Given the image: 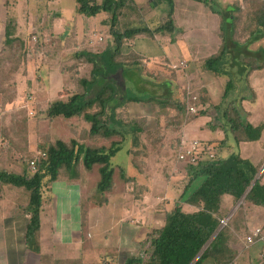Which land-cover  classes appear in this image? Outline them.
Here are the masks:
<instances>
[{
  "label": "trees",
  "instance_id": "obj_1",
  "mask_svg": "<svg viewBox=\"0 0 264 264\" xmlns=\"http://www.w3.org/2000/svg\"><path fill=\"white\" fill-rule=\"evenodd\" d=\"M57 1V0H48ZM77 4V13L85 18H93L100 13L109 16L110 45L101 55L104 57L107 76H111V81L102 90L89 97L102 68L97 67V62L92 58L96 54L81 52L78 57L85 56L87 61L93 64L91 79L83 78L79 80L80 87L74 84V76H70L65 82L64 90L60 93V99L48 104L43 113L50 120L62 117L66 120L80 118L84 120L89 128L85 133V140L71 139L65 141L58 138L41 151L44 157H39L36 164V171L30 168L31 159L28 158L26 170L22 173L9 172L5 169L0 171V185H11L25 190L28 194V203L23 211L28 215L29 222L26 231V241L28 248L41 256V264H84L82 259H55L51 255L41 254L40 233L41 215L45 206L46 194L51 185L64 178L80 179L83 169L98 174L96 189L99 194L106 195L113 193L116 188V176L121 180L130 183L134 178H129L125 168L119 166V170L113 166L112 159L122 150V144L131 138L135 140L136 134H144L149 138L154 135V130H147L144 119L123 121L117 118L116 110L118 106L133 102H149L151 104L165 105L176 110L172 117H168L166 129L182 126L187 123L188 107L192 104V98L174 99L171 96L167 82L159 83L163 95H148L147 97L131 96L124 98L127 91V79L125 74H135L133 68L139 66L137 61H132L128 57H139L137 54H124L123 47L130 43L138 35H149L154 37L159 34H173L176 31V23L173 18V11L155 29L149 28L142 22V17L133 5V0H74ZM210 9L219 14L221 22L222 45L220 51L204 61V65L215 72L230 74L224 70L230 56V48L246 46L233 41L230 36V29L235 32L237 22L235 14L239 11L234 3V13L224 14L217 10L208 0H202ZM240 7H242L241 3ZM133 5V6H132ZM264 9V5H263ZM129 11V13H128ZM236 12V13H235ZM232 17V18H231ZM135 18V22L133 21ZM231 19V20H230ZM139 24V25H137ZM17 28L15 22L6 24V45H13L18 39L15 38ZM251 38H264V10L260 18L255 21V30L249 34ZM247 43V41H246ZM22 48L24 43L20 42ZM233 44L234 46H230ZM24 47H26L24 45ZM16 48V46H15ZM23 55L28 53L25 48ZM243 49L239 54L250 69L264 66V50L262 55ZM257 55V56H256ZM256 56V57H255ZM10 56L4 59H8ZM124 57H127L126 60ZM260 60L262 61H259ZM257 61L263 64H258ZM116 75H122L125 80V94L120 97L114 105L116 96L119 93ZM138 75V76H137ZM134 76L140 77L141 74ZM231 75V74H230ZM234 82L231 80L226 86L224 100L233 89ZM88 96V97H87ZM237 100H233L224 105L213 106L220 116L227 122L228 129L237 144L241 142L259 141L262 137L264 124L254 126L250 124L245 115L240 114L236 106ZM198 107L202 103L195 102ZM205 106V105H204ZM203 107L200 113H207ZM24 127L26 120H22ZM222 126H224L222 124ZM156 127V126H155ZM158 129V128H156ZM115 137L118 141H112L110 145L99 144L98 140H111ZM226 139L221 141H208L204 143L205 152L200 154L195 162H185L184 177L181 180L183 192L179 199L175 201L170 211H165V223L159 229L149 232L143 242V251L136 256L128 257L123 264H233L235 252L231 246L233 234L231 224L228 220L225 226L222 221L229 218L230 208L239 201L245 200L249 203L264 206V185L257 178L262 163L255 165L250 160L242 158L238 152L231 153L228 157H221L220 153L228 147ZM216 150L214 158L207 156V151ZM133 151V150H132ZM132 154L128 150V154ZM136 153V152H135ZM143 154V151H139ZM134 162V161H133ZM144 162H142L143 164ZM136 168L135 162L132 163ZM141 166V165H140ZM143 166V165H142ZM199 185H195L199 182ZM191 206L195 210L190 212L185 206Z\"/></svg>",
  "mask_w": 264,
  "mask_h": 264
},
{
  "label": "crops",
  "instance_id": "obj_2",
  "mask_svg": "<svg viewBox=\"0 0 264 264\" xmlns=\"http://www.w3.org/2000/svg\"><path fill=\"white\" fill-rule=\"evenodd\" d=\"M98 1L100 3L102 2V0ZM145 1L146 0H142V3L138 4L137 6L134 5V8L138 10V12L141 10V17L143 18L142 22L150 28L147 19L146 17L144 18V16L145 14L147 15V12H149L153 8L154 10L160 8V5L159 2H156L155 0H147L149 3ZM11 2L12 0H0V143L4 144V146L0 147V171L5 169L9 172L22 173L26 170L25 161L28 158H30L32 161L37 157L38 152H40L45 147H48L52 141L60 137L54 138L51 134H44V132L43 134L40 132L36 133L34 129L32 130L33 121H31V123L29 122V116H32L30 113L31 111L34 112V110L31 108L32 100L29 101L28 98L23 99L22 95L19 93V88L22 89L23 93L27 89H34L35 86L38 87L39 84H36L37 75L41 77L40 84L41 86H43L44 78L41 71L44 69V67L46 68V71H50L51 69H54L55 66L52 65L51 67V65H47L42 58L39 60L38 57L40 54L36 53L30 55L29 53H25V55H23V51L21 49L17 50V48H15L18 43L20 44V42L24 43L25 46L27 44V39L23 38V27H21L17 22H15L17 28L15 38L18 39V41H16L11 46L6 45V24L8 23L9 10L13 9L10 6ZM22 2L24 3V0ZM200 2L204 4L202 0ZM235 2L236 0H230L229 2H227L226 7L229 10V12H227L229 15H232L234 13L233 9ZM26 3L29 5L30 0H27ZM32 3L36 6L37 9L42 10L48 8L51 3H56V1L34 0V2ZM15 6L16 5H14V8ZM64 6L65 4L63 6L61 5L54 14H48V17L43 13L41 15L44 17L43 19L41 18V16H39V19H42L43 23L46 19H53L52 33L54 35L62 34L68 30V39H72V34L74 33L80 40L82 38H79V33H81V36L84 37L86 35V31H90V33L94 32V35L95 32H102L101 30H97V26L99 25L97 23H99L100 19L99 17H97L98 15L93 18H85L79 15L77 13L76 2L75 5H70L68 6V8ZM203 7L204 8L202 9V14L204 17H207V20L205 21L207 24V28L205 29L206 33H202L200 35V39H202L204 42L200 43L199 49L201 47H204L206 50H203L200 55L195 58V61H197V63L199 64V68L197 69V75H193L191 80H195V84L199 88L200 92L197 95L199 102L205 104L206 107H215L221 105L224 101V95L226 91V75L208 69L204 65V61L208 57L213 56L220 51V47L222 45L220 27L222 18L219 14L213 12L206 4ZM100 14H104L102 16L104 18L102 19H106L100 22L102 27L104 26L103 28L105 29V26H107V23L109 22V17L106 16L107 14L104 12ZM214 14H217V16L215 17ZM163 16V13L158 15L156 21L158 24L157 26H160L161 22L166 19ZM180 16L181 15L179 13L178 5V8L173 11V18L176 23V31L174 33L178 32V38L183 39L184 28L182 27V25L184 23L180 21ZM155 19L156 18H154L153 21ZM133 21H135L134 18ZM151 28L154 29L153 27ZM72 31L73 33L71 34V36H69ZM229 33L232 34V36H230L233 38V41H237L235 33L232 32L231 29ZM143 35L144 36L138 35V37L130 41V43L126 44L123 47V53L137 54L138 56L143 58L145 62H150L149 64H159L160 67L162 66V69H165V67H163V64H165L169 67L168 70L172 71L170 65L171 63L173 64L174 54L171 49L167 47V43L171 41L170 39H172L170 37L172 34H159L155 35L154 37L147 36L145 34ZM90 38L92 39L93 36L91 35ZM108 38L111 39L109 40V43L112 45V38L110 34L107 36V39ZM207 39L210 42L209 45L206 43ZM260 42L262 43V40ZM230 46L234 45L231 44ZM73 48L75 49L76 47ZM260 48L264 50L263 45H260ZM233 49L230 48V54ZM251 50H253V48L252 46H249L248 51L244 52H247V54L249 55ZM8 56H10L8 59H4ZM41 56L43 57L42 53ZM257 57H260V55ZM33 58L37 59H35L36 62L32 60ZM243 58L244 57L238 54L239 64L241 63L244 66H247L248 64L246 65V63H249V61L243 60ZM259 61L262 60H260L259 58ZM259 61H257V65L263 64ZM182 62H180V64ZM185 63L187 67L188 63ZM243 70H246V77L243 78V80L244 85H246L247 93L245 95L239 96L238 94H236L237 92L235 90L234 94L236 95L234 96L235 98L233 100L238 101V99H240L246 120L250 124L258 126L264 124V66H261L259 68L255 67V69H250L249 67H247ZM57 72L62 76V87L58 91L57 97L55 99L45 98L43 100L44 106L42 107V110L40 112V115L44 117L43 119L47 121L56 120H50L43 112L49 103L54 102L55 100L62 97H60V93L63 92L66 82L64 74L60 71L59 68ZM179 76L177 75L175 77V80L178 81L181 79L182 81L187 77ZM167 81H170V79L167 78ZM24 82L28 83L27 89L21 87L22 83ZM43 90L44 86L40 89L37 88V91ZM33 93V101H35L37 100V98L34 91ZM173 115L174 114H169V116H167V119L168 117H172ZM23 117L24 121L26 120L27 122L25 127L23 126L24 123H22ZM216 118L218 120V114ZM36 129L38 130L37 122ZM225 136L227 140L229 139L230 143L229 145H227L228 147L224 148V150L220 153L221 157L226 158L231 153L238 152L242 156V158L250 160L255 165L262 163L257 178L260 180V183L264 185V130L261 139L257 142L255 141L257 144L252 147L250 146V149L245 145L252 144L253 142H241L237 144L234 137L226 130ZM225 138H213L211 140L218 141L220 143L221 141L225 140ZM71 139L77 138L72 137ZM64 140L69 141L66 139ZM244 152L247 155H244ZM130 164L129 166L132 167V163ZM90 175V172L83 169L80 179L64 178L51 185L50 190L46 194L47 202L45 203L41 215V254L50 252L51 254L55 255L54 252L51 251L52 249L50 245H43L44 241H53L60 244L64 239L66 242H72L69 245L66 244V248L70 249V245H78L82 247L80 255L78 253L77 256H71V259L81 258L84 264H118V245L123 243L121 237L124 235L123 231L125 229L121 227V225L125 223V221H123V218H127V220H134V216L136 213L137 217L139 216L138 218L136 217V222L139 224L127 223V227H132L134 234L138 233V237L136 238V236H132L131 241L125 242L127 244H135L139 242L140 244V242L145 240L149 232L154 229H159L164 225L166 213L165 211H170L172 209L175 201L179 199L180 195L183 192V189H181L180 191L178 185L171 187V184L169 183L164 191H162L160 198H158V202H161L156 206L154 205L156 211L153 214L152 210L146 209L145 207L142 208L141 211L139 204H136L135 207L133 206V203L131 208L130 206H127L124 209L118 205H115L107 211L108 216L111 217L109 221H105L107 225H104L105 223L102 221H98L99 225H95L96 233H94L92 212L90 213L87 206H84L85 198H83V190L84 187H86V183ZM65 194L66 199L62 201V197ZM112 194L114 193L101 195V197L108 196L111 199L112 196L109 195ZM57 196L59 197L56 199ZM110 199L109 201H107L106 206H104L105 208H109L111 206ZM164 200H166V203H163ZM145 201L146 199L143 202ZM27 203L28 194L25 190L11 185H0V264H41L40 254L32 252L28 248V244L26 241V231L29 217L23 211V208ZM104 207L101 206L102 211ZM46 208L47 219L44 222L43 218L46 217ZM185 209L190 212H193L195 210L193 207L188 205L185 206ZM229 210L230 212L228 217L231 224V233L233 234L231 246L235 252V259L233 264H264V258L262 256V243L255 242L253 244H249L247 242V237L251 235L252 231L255 228L262 227L264 229V206L255 205L243 199L236 205L232 206ZM141 213L142 217L144 216V213H146V215L150 214V217L147 216L146 220L142 221V219L144 218H140ZM139 219L141 220L139 221ZM110 222H112V224L115 223V226L111 225V227H106ZM88 224L91 228V232L89 231L87 232V234L93 240V242L92 246L85 247L84 241L86 239V236L84 233V228H86V225ZM140 224H146V227L142 228V225ZM142 231L145 232V236L142 241H140L141 238H138L139 236H141ZM60 232L65 233L62 235L60 234ZM133 237H135L134 241ZM98 247H107L110 249V252L113 250L112 253L115 254L114 257H108L107 255L106 258H103L102 256H100L99 261H89V257H97L98 259ZM206 264L211 263L208 262Z\"/></svg>",
  "mask_w": 264,
  "mask_h": 264
},
{
  "label": "rangeland",
  "instance_id": "obj_3",
  "mask_svg": "<svg viewBox=\"0 0 264 264\" xmlns=\"http://www.w3.org/2000/svg\"><path fill=\"white\" fill-rule=\"evenodd\" d=\"M22 1L23 0H12L10 6L13 9L9 10L8 16V22H17L21 27H23V38L27 39L26 47H24L23 45L22 48V46H20V44L18 43L16 45L17 50H24L25 48V50L30 55L36 53L40 54L38 57L39 60L42 58L47 65H51V67L52 65L55 66V68L51 69L50 71H46L45 67L41 71L44 78L43 91H37V88L40 89L41 87H43L40 84L41 77L39 75H37L36 82V84H39L38 87L35 86L34 89H27L28 83L24 82L22 83L21 87L27 90L22 93V89L19 88V93L22 95L23 99L28 98L29 101L32 100L31 108L34 110V112L31 111L30 114L32 116H29V122L31 123V121H33L32 130L34 129L36 133L40 132L43 134L44 132V134H51L54 138L60 137L66 140H69L72 137H76L80 140L83 139V142L85 143H89L90 141H86L84 139V134L89 128V125L84 120L80 118L66 120L62 117H58L54 121H47L43 119L44 117L40 115V112L42 110V107L44 106L43 100L45 98L55 99L57 97L58 91L62 87V76L57 72L58 68L64 74L66 83L69 80L70 76H74V84L78 88L80 87L79 80L83 78L89 80L91 79L93 64L88 62L85 56L78 57V53L88 52L96 54V56H93L92 58L97 62V67L102 68V72L99 74L98 80L96 81L91 93L88 94L89 97L102 90V88L111 81V76L105 75V60L101 55L111 45L109 43V40L111 39H107V36L110 32V21L107 23V26H105L107 29H104V26L102 27L100 22L106 19H102L104 18L102 17L104 14H99L97 16L100 18L99 23H97L99 24L97 26V30H101L102 32H95L94 35V32L90 33V31H86V35L84 37H82L81 33H79V38H82L79 40L77 35L72 31L69 35L71 36V34L73 33L72 39H68V30L62 34L54 35L52 33L53 19H46L43 23L42 19L44 17L41 15L44 13V15L48 17V14H54L59 9V7L61 5L63 6L64 4V7L67 8L70 5H75L74 0H59L56 1V3H51L48 8L42 10L36 8V6L32 3L34 2V0H30L29 5L26 3L27 0H24V3ZM155 1L159 2L160 8L155 10L153 8L152 10L147 12V15L145 14L144 16V18L146 17L150 28L153 27L155 29L158 27V24L156 22L158 15L163 13V17L167 18L168 14L171 11L177 9L179 5V13L181 15L180 21L184 23L182 25V27L184 28V37L183 39H179L178 32L173 33L170 36L172 38L170 39L171 41L167 43V47L170 48L174 54L173 64L171 63L170 65L172 71L168 70L169 67L165 64H163V67H165V69H162V66L160 67L159 64H149L150 62H145L144 60L140 61L139 57L136 56L128 57L130 62L137 61V63H139V66L134 67L133 71L136 72V75L141 74V76L136 77L134 76L135 74H125L128 88L126 94L124 93V98H128L131 96L147 97L148 95H157L158 97H160L165 93V91H163L162 87H160L159 85V83L163 82L168 83L171 96L174 97V99H183L184 97L192 98L194 95L197 96L200 92L199 88L195 84L196 81L191 79L193 75H197V69L199 68V64L197 63V61H195V58H197L203 50H206L204 47H201L199 49L200 43L204 42L202 39H200V35L202 33H206L205 29L207 28V24L205 22L207 20V17H204L202 14V9L204 8L203 6H205V3L203 2L204 4H202L200 2L201 0ZM229 1L230 0H208L210 5L213 4L217 10H221L224 14L229 12L228 8L226 7L227 2ZM145 2L149 3L147 0ZM237 2L238 4L236 6L239 8V11H237V13L235 12L237 26L234 33L237 42L240 44L245 42L244 45L246 46H239L238 48L233 49L226 64L224 65V70L231 74H224L226 75V85L231 80L234 82L233 89L228 93L227 97L224 100V107L227 106L228 103L233 101L236 94L242 96L247 93L246 85H244L243 80V78L246 77V70L243 69L247 68V66H244L241 63L239 64V52L243 51V49H248L249 46H252V53L262 55L263 53L260 45L264 46V38L249 40V38H251L249 34L255 30L256 19L260 18V15L263 14L264 0H237ZM141 3L142 0H133V5L137 6ZM239 3L242 4V7H240ZM14 5H16L15 8ZM139 13L141 16V10L139 11ZM39 16H41L42 19H39ZM214 16L216 17L217 14H214ZM154 18L156 19L153 21ZM89 35H92L93 38L91 39ZM230 35L232 34L230 33ZM135 38H133L132 40H134ZM261 40L263 44L260 42ZM206 43L208 45L210 44L208 39ZM73 47L76 48L74 49ZM41 53L43 57L41 56ZM124 58L128 60L127 57ZM35 59L36 58H33L32 60L36 62L37 59ZM182 61L188 63L187 67L186 63ZM180 62L182 63L180 64ZM177 75H180L179 77H187L182 81L181 79L177 81L175 80V77ZM57 76L59 77V79ZM167 78L170 79V81H167ZM235 90L237 92L236 94H234ZM33 91L35 92L37 98V100H35L36 102L33 101ZM204 105L205 104H203L202 107H199V113L197 112L193 114L188 112L187 123L182 126L172 127V129H166L165 126H167L168 124H173L168 121L167 116H169V114H175L174 112H176V110L174 108H169L165 105L151 104L149 102H133L118 106V109L116 110L117 118H120L123 121H127L129 119H144L145 123L143 124L147 126L148 131L150 129H153L154 135H150L149 138H147L146 135L139 133L136 134L135 140H133L134 138L130 137V139L126 140L122 144V150H120V152L112 159V164L117 169L119 168V166L125 168L127 176L129 178H134V181L127 183L121 180V178L117 174V188L113 192L114 194L109 195L112 196L111 199L108 196L101 197V194L98 193L96 189L98 174L94 172L89 176L87 180V183H89H86V187H84L83 190V198H85L84 206H87L90 213L92 212L94 233H96L95 225H99L100 221L104 222V225H107L105 221H109L111 219V217L108 216L107 211L115 205H118L124 209L127 206H130L131 208L133 203V206L135 207L136 204H139L141 211L142 208L145 207L146 209L152 210L153 214L156 211L155 206L161 202H158V198H160L162 191H164L169 183L171 184V187L178 185L180 191L181 189H183L181 180H183L185 173V162L179 160V151L182 145H187L193 140H199L200 142L206 143L208 142V140H211L213 138L224 139L226 137L225 129H228L227 122L222 116H220V119L218 118L217 120L216 117L217 114L219 115V113L215 110V108L211 106L206 107ZM236 106L241 111L240 114L244 115L240 99H238V101L236 102ZM203 107L206 108L205 110H208L207 113H200V110H202ZM33 114L36 116H34ZM36 122L38 123V130L36 129ZM222 124L224 126H222ZM118 140H120V138L115 137L111 140H98L97 142L99 144L110 145L112 141ZM256 142L254 141L252 144H248L245 146H248V148L250 149L252 146H255L257 144ZM226 143L227 145H229V139L226 141ZM129 149L134 153L128 154L127 151ZM139 151H143L144 153L140 154ZM213 152L215 153V155L217 154L216 150H213ZM244 155L247 154L245 153ZM133 161L135 162L136 168H134L133 166H129L130 163H134ZM142 162L144 163L142 164ZM200 181L201 180H199V182H196L195 185L198 186ZM58 197L59 196H57L56 199ZM64 199H66V194L63 195L62 201ZM109 199L111 200V206L109 208H105L104 206H106ZM145 199L146 201L143 202ZM163 203H166V200H164ZM101 206L105 208H103V211L101 209ZM45 215L46 217L43 218L44 222L47 219V208L45 209ZM147 216L150 217V214L146 215V213H144L143 217L142 213L140 214V218H144L142 219V221H145ZM134 217V220H127V218H123V221H125V223L122 224L121 227L125 229L123 231L124 235L121 237L123 243L118 245V264H123L125 259H127L128 257L139 255L143 251V244H141V242L140 244L139 242L135 244L126 243L131 241L132 236H136V238L138 237V233L134 234L132 227H127V223L139 224L136 222L137 218L139 217H137V213ZM140 220L141 219H139V221ZM111 225L115 226V223L112 224V222H110L106 227H111ZM145 227L146 224L142 225V228ZM89 231L91 232V228L88 224L86 225V228H84V233L86 236V239L84 241L85 247L92 246L93 240L87 234V232ZM64 233L65 232H60V234L62 235ZM144 233L145 232L142 231L141 236H139L138 239L141 238L140 241H142V239L144 238ZM134 240L135 237H133V241ZM70 243L72 242H66L63 239L60 244L53 241H44L43 245H50L52 249L51 251L55 254L53 255L49 252L46 253L47 255H51L55 259H71V256H77L78 253L80 255L82 247L78 245H70V249L66 248V244L69 245ZM109 252L110 249L107 247H98V259L97 257H89L88 259L89 261L96 262L100 260V256H102L103 258H106L107 255L108 257H114L115 254L112 253L113 250L110 253Z\"/></svg>",
  "mask_w": 264,
  "mask_h": 264
},
{
  "label": "built area",
  "instance_id": "obj_4",
  "mask_svg": "<svg viewBox=\"0 0 264 264\" xmlns=\"http://www.w3.org/2000/svg\"><path fill=\"white\" fill-rule=\"evenodd\" d=\"M197 101H198V97L194 95L192 97V104L188 107V111L190 113L195 114L198 112V107L195 105V102ZM204 145L205 144L203 142H200L199 140H193L189 142L187 145H183L179 151V160L183 162H195L197 157L203 152H205ZM1 146H4V144L0 143V147ZM206 154L209 158L215 157V153L213 151H207ZM44 156H45V153L40 151L38 152L37 157L30 162V170L32 172L36 171V164H37L38 158L44 157ZM228 220L229 218L223 220L222 225L225 226ZM247 242L249 244H253L255 242H261L262 243V256L264 258V229L262 227L255 228L252 231L251 235L247 237Z\"/></svg>",
  "mask_w": 264,
  "mask_h": 264
},
{
  "label": "water",
  "instance_id": "obj_5",
  "mask_svg": "<svg viewBox=\"0 0 264 264\" xmlns=\"http://www.w3.org/2000/svg\"><path fill=\"white\" fill-rule=\"evenodd\" d=\"M114 78L117 81L118 87H119V93L116 96V99L113 103V105L120 100V97L124 94L125 90H126V86H125V80L123 79L122 75H116L114 76Z\"/></svg>",
  "mask_w": 264,
  "mask_h": 264
}]
</instances>
